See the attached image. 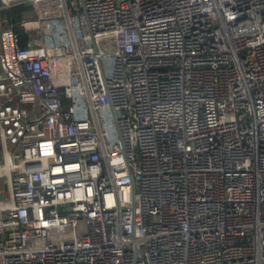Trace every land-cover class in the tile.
<instances>
[{
    "label": "built area",
    "instance_id": "2783aa9c",
    "mask_svg": "<svg viewBox=\"0 0 264 264\" xmlns=\"http://www.w3.org/2000/svg\"><path fill=\"white\" fill-rule=\"evenodd\" d=\"M0 180V264H264V0H0Z\"/></svg>",
    "mask_w": 264,
    "mask_h": 264
},
{
    "label": "rangeland",
    "instance_id": "374dc122",
    "mask_svg": "<svg viewBox=\"0 0 264 264\" xmlns=\"http://www.w3.org/2000/svg\"><path fill=\"white\" fill-rule=\"evenodd\" d=\"M6 10V9H4ZM3 11V10H2ZM33 12L31 8H27L23 11V14H19L16 17L17 19H20L22 17L26 16H32ZM7 16V14H4ZM3 188L2 181L0 180V190ZM86 228L84 222H78L74 229L71 226L68 225H61V226H53L49 228L48 231V239L52 241L53 243H61L63 240H68L73 236V233L79 234L80 232L84 231ZM41 242H31V246H41Z\"/></svg>",
    "mask_w": 264,
    "mask_h": 264
},
{
    "label": "trees",
    "instance_id": "16d2710c",
    "mask_svg": "<svg viewBox=\"0 0 264 264\" xmlns=\"http://www.w3.org/2000/svg\"><path fill=\"white\" fill-rule=\"evenodd\" d=\"M1 13L3 15L7 14V18L12 22L16 21V18H17L16 16L18 15L14 9H6V10L1 11ZM23 38H24V35L21 34V39Z\"/></svg>",
    "mask_w": 264,
    "mask_h": 264
}]
</instances>
